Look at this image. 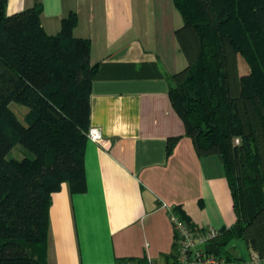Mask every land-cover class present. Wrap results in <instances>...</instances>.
Listing matches in <instances>:
<instances>
[{
    "label": "trees",
    "instance_id": "trees-1",
    "mask_svg": "<svg viewBox=\"0 0 264 264\" xmlns=\"http://www.w3.org/2000/svg\"><path fill=\"white\" fill-rule=\"evenodd\" d=\"M173 1L188 66L171 77L170 100L197 155L219 158L237 215L207 251L241 260L232 251L241 241L264 260V0ZM42 11L36 3L8 16L0 0V264H43L52 193L64 182L72 193L86 189L91 84L100 64L91 65L90 41L73 35L77 14L50 36ZM11 103L30 109L28 127ZM17 144L29 152L22 160L9 157ZM172 213L197 229L181 208Z\"/></svg>",
    "mask_w": 264,
    "mask_h": 264
},
{
    "label": "crops",
    "instance_id": "crops-1",
    "mask_svg": "<svg viewBox=\"0 0 264 264\" xmlns=\"http://www.w3.org/2000/svg\"><path fill=\"white\" fill-rule=\"evenodd\" d=\"M36 3L50 36L77 14L73 35L90 41L91 65L100 64L91 84L90 127L103 134L102 142L85 145L86 189L72 193L64 182L51 195L43 264H170L173 208L197 228L232 227L237 215L222 164L217 156L197 155L170 100L171 77L188 66L174 1L7 0V15ZM9 109L28 127V107L11 103ZM241 256L234 264H264L255 253Z\"/></svg>",
    "mask_w": 264,
    "mask_h": 264
},
{
    "label": "built area",
    "instance_id": "built-area-1",
    "mask_svg": "<svg viewBox=\"0 0 264 264\" xmlns=\"http://www.w3.org/2000/svg\"><path fill=\"white\" fill-rule=\"evenodd\" d=\"M87 138L92 142H102V131L96 126L90 127ZM236 143H239V139H236ZM170 216L176 234V264H234L233 261L207 251V246L222 235V229L214 227L192 229L172 212ZM146 264L155 263L149 261Z\"/></svg>",
    "mask_w": 264,
    "mask_h": 264
},
{
    "label": "rangeland",
    "instance_id": "rangeland-1",
    "mask_svg": "<svg viewBox=\"0 0 264 264\" xmlns=\"http://www.w3.org/2000/svg\"><path fill=\"white\" fill-rule=\"evenodd\" d=\"M240 69L242 72L246 71V65L244 64V62L240 63ZM25 154L29 155V152L26 149H24L20 144H17L14 147V149L11 151L9 157H13L21 160L25 156ZM232 251L235 254H239V255H242L243 253L247 252L245 245L241 241H236L233 244Z\"/></svg>",
    "mask_w": 264,
    "mask_h": 264
}]
</instances>
